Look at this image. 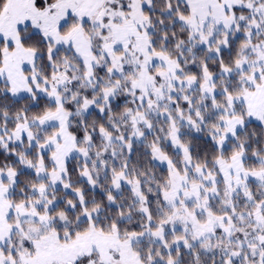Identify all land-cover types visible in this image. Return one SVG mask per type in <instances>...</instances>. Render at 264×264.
<instances>
[{"label": "snow or ice", "instance_id": "obj_1", "mask_svg": "<svg viewBox=\"0 0 264 264\" xmlns=\"http://www.w3.org/2000/svg\"><path fill=\"white\" fill-rule=\"evenodd\" d=\"M0 264H264V0H0Z\"/></svg>", "mask_w": 264, "mask_h": 264}]
</instances>
